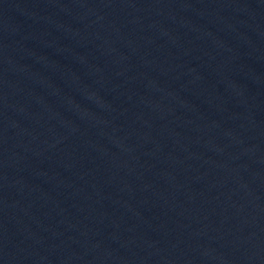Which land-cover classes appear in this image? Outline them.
Returning a JSON list of instances; mask_svg holds the SVG:
<instances>
[{"label": "water", "instance_id": "obj_1", "mask_svg": "<svg viewBox=\"0 0 264 264\" xmlns=\"http://www.w3.org/2000/svg\"><path fill=\"white\" fill-rule=\"evenodd\" d=\"M0 264H264V0H0Z\"/></svg>", "mask_w": 264, "mask_h": 264}]
</instances>
